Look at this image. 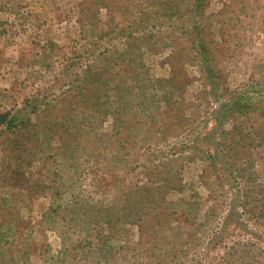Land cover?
<instances>
[{
    "label": "rangeland",
    "instance_id": "obj_1",
    "mask_svg": "<svg viewBox=\"0 0 264 264\" xmlns=\"http://www.w3.org/2000/svg\"><path fill=\"white\" fill-rule=\"evenodd\" d=\"M191 4L0 0V113L21 106L28 110L30 103L39 106L30 114L37 124L24 132L21 145L17 138L22 134L17 137L18 132L11 134L0 123V264L221 262L224 245L204 255L205 235L193 236L191 223L177 207H170L166 217L144 214L142 224L131 214L133 188L167 180L179 185L164 193L167 201L189 203L194 220H204L211 204L208 188L199 183L203 162L182 147L183 142L194 144L197 131L204 130L201 124H213L209 112L214 102L204 92L208 86L194 27H205L202 34L223 88L228 93L247 90L264 103V0H209L201 18H194ZM163 14L169 18L162 22ZM144 20L149 23L136 38L117 33ZM107 22L116 29L103 41L97 38L101 44L127 48V57L141 58L145 75L170 77L174 72L183 77L176 86L161 84L157 92L148 88L147 98L138 96L135 87L130 113L123 116L126 123L113 115L96 116L99 96L82 83L88 55L102 48L91 40L96 37L91 32L107 30ZM87 40L94 51L85 52ZM111 94L116 108L113 90ZM244 121L252 139L242 156L264 183V120L250 116ZM226 127H232L231 119ZM15 166L34 177L40 169L44 193L30 199L10 188L6 178ZM164 195L155 197L161 205ZM259 229L258 237L245 234L257 238L259 249L252 256L249 248L243 255L241 250L238 264H264L262 224ZM238 230L227 242L239 237Z\"/></svg>",
    "mask_w": 264,
    "mask_h": 264
},
{
    "label": "trees",
    "instance_id": "obj_2",
    "mask_svg": "<svg viewBox=\"0 0 264 264\" xmlns=\"http://www.w3.org/2000/svg\"><path fill=\"white\" fill-rule=\"evenodd\" d=\"M208 1L192 0L190 11L193 12L194 18L205 16ZM156 9L151 12L152 15H156ZM159 18L161 19V16ZM165 18H169V16L163 14L161 21L163 22ZM148 23L147 20L140 21L138 24L133 21L130 23L129 29H119L117 33L127 39L136 38L137 31L145 30ZM152 23L154 26L157 24L156 21H152ZM106 24L109 26L108 22ZM115 29V26H109L107 30L104 28L99 31L92 30V35L96 37L91 40L97 43V47L101 46L102 48L96 51L93 50L94 48L90 49L89 42L91 40H87L83 44L86 45L85 52H94L90 53L91 58L88 55L87 59H91V61L89 60L82 69L81 75H83L84 88L94 89L99 96L95 115L99 114L101 120L113 115L116 122L122 120L123 123H126L128 119H124L123 116L130 113L127 109L132 103L131 95L134 94L135 87L140 89L138 96L143 95L147 98L148 88L157 92L161 84L176 86L183 80V77L177 76L174 72L170 77L145 75L147 72L143 68L141 58L127 57V48L121 51L107 42L101 44L97 40L99 38L103 41L104 37ZM204 29V25L198 24L193 28V31L197 30V44L201 51V73L205 84L208 86V90L205 89L204 92H207L208 95L206 96L212 98L214 102L209 112L213 124L210 127H207L206 123L201 124L199 129L204 130L197 131V135L192 141L194 144L186 146L183 142L182 147H189V153L194 159L199 158L203 162L199 174V183L208 188L211 204L205 209L204 220H194V213L189 211V203L182 199L177 202L167 201L164 193L179 186L167 180V182L133 188L131 192L135 201L133 200L134 206L131 209V214L134 215L138 223H141L144 214L147 217L148 214L154 212V215L166 217L165 215L171 212L170 207H177L175 209H180L184 219L191 223L193 236L205 235L208 249H204V255L209 254L221 243L224 245L225 252L220 256L221 262L219 264H238L239 260L243 261L240 254L241 250L243 255L244 251L249 248L252 256L257 248L259 249L257 238L245 237V234L258 237L257 232H262L259 229V224L264 227V197L261 196L264 194V183L256 177L250 159L242 156L246 151L245 147L248 141L252 139V132L245 128L244 119L256 116V118L262 117L264 120V103L261 104V100H257L258 97L250 94L247 90L234 89L230 91L229 89L228 93L227 88H223L221 73L215 66L214 58L208 50L206 36L202 34ZM112 90L119 104L116 108H113ZM145 105L141 107V110H146ZM29 106L31 108L28 107V110L26 106H21L15 112L8 110L0 113V123L9 133L18 132L17 137L22 134L20 138H17L20 145L25 143L24 132L37 124L30 117V114L34 113L33 111L37 112L39 106H34L31 103ZM227 119L232 121L230 129L226 127ZM55 122L59 124L58 121ZM163 125L167 128V124L164 123ZM39 171L41 170L39 169ZM39 171L34 177L27 171L15 166L11 168L6 178L7 185L22 193L24 192L27 198L37 197L45 191V184H42V180L39 179V174H41ZM140 192L142 193L139 194ZM157 195H164L162 205L155 198ZM221 204H226V206H221ZM224 207L226 208L224 209ZM222 208L224 210L219 216ZM178 218L179 215L176 214L175 219ZM157 225L162 226V223L157 222ZM236 226H239L240 229L238 230ZM236 230L241 231L236 233L239 234V237L232 238L230 243L227 242V239L233 237V232ZM197 231L200 233L198 234ZM186 248L189 249V246L187 245Z\"/></svg>",
    "mask_w": 264,
    "mask_h": 264
}]
</instances>
